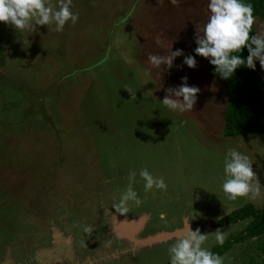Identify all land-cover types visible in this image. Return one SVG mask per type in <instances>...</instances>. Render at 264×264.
<instances>
[{"label": "rangeland", "instance_id": "obj_1", "mask_svg": "<svg viewBox=\"0 0 264 264\" xmlns=\"http://www.w3.org/2000/svg\"><path fill=\"white\" fill-rule=\"evenodd\" d=\"M72 11L79 19L61 32L47 25L17 33L0 23V264H167L185 219L209 234L210 249L217 229L224 241L237 234L248 219L215 222L247 203L263 208L264 199L227 200L222 160L229 148L249 155L264 186V132L222 135L225 88L205 58L190 69L177 57L161 73L148 62L170 49L188 54L207 0H73ZM183 76L200 89L197 102L173 112L160 101ZM145 168L167 188L145 192ZM130 171L142 203L121 214ZM131 217L144 218L140 232ZM116 220L131 239L115 232ZM263 241L234 243L221 256L225 264H264Z\"/></svg>", "mask_w": 264, "mask_h": 264}, {"label": "clouds", "instance_id": "obj_2", "mask_svg": "<svg viewBox=\"0 0 264 264\" xmlns=\"http://www.w3.org/2000/svg\"><path fill=\"white\" fill-rule=\"evenodd\" d=\"M169 2L177 5L180 0ZM72 7L73 0H59L58 6L53 5L50 0H0V23L10 25L17 33L25 29L36 32L39 26L47 25H54V30L61 32L67 23L75 24L79 19L78 13L73 12ZM255 21L252 5L246 0H207V20L195 34V55H185L182 49H170L168 55L150 54L148 62L161 73L171 69L174 60L181 56L182 64L193 69L197 64L196 57L199 56L207 59L208 63L214 66L215 74L224 80L230 79L241 66L255 71L258 62L260 68L264 69V32L252 34ZM244 49L248 53L246 57L240 55ZM187 80L188 77L183 76L179 85L164 89L165 96L160 101L163 106L178 113L192 111L200 89L190 86ZM128 92L132 98L135 97L136 92ZM252 165L249 155L236 148L227 150L222 160L220 184V190L227 200L236 201L241 197L251 200L264 199V186L257 179ZM139 176L144 181L145 192L154 188H167L163 177L153 176L146 168L139 172ZM135 177L136 172L130 171L129 184L121 193L117 206L121 214L128 212L129 202L136 206L142 203L132 187ZM165 218L166 214L161 213L160 219ZM190 221L185 219V228L168 246L167 264H225L223 256L204 247L209 234H202L198 228L192 230ZM214 233L217 245H223L225 233L219 229Z\"/></svg>", "mask_w": 264, "mask_h": 264}, {"label": "trees", "instance_id": "obj_3", "mask_svg": "<svg viewBox=\"0 0 264 264\" xmlns=\"http://www.w3.org/2000/svg\"><path fill=\"white\" fill-rule=\"evenodd\" d=\"M246 2L252 5L254 16L264 20V0H246ZM252 32L255 33V23ZM195 47L196 44L187 55H195L193 52ZM240 55L246 57L247 50L244 49ZM205 60L209 72L220 79L225 88L222 135L234 137L248 132H264V69L259 67L258 62L255 71L241 66L230 79L224 80L215 74L214 66L210 65L207 59ZM244 219H248V223L242 230L229 237L223 245L212 247L211 251L222 255L234 243L264 236V207L259 209L251 203L222 216L215 222L214 227H223ZM260 250L264 253V241L260 244Z\"/></svg>", "mask_w": 264, "mask_h": 264}, {"label": "water", "instance_id": "obj_4", "mask_svg": "<svg viewBox=\"0 0 264 264\" xmlns=\"http://www.w3.org/2000/svg\"><path fill=\"white\" fill-rule=\"evenodd\" d=\"M120 219L123 220L124 217H122ZM127 219L134 220L135 222H137V220H138V218H135V217H131V218H127ZM142 219H144V218H141L140 220H142ZM121 220H116L115 221V225H114L115 232L118 233L120 236H122V235L126 236L127 239L129 240V239H131V236L133 235L132 234L133 232H131V233H125V230L122 231L121 228H122L123 222L121 223ZM118 225H121V228L118 227ZM140 227H141V223H138L137 222V224L134 227H132V228H133L134 232H136V230L140 229ZM175 232L176 231L171 232V233L170 232H160V233H157V235H161L163 233H166V234L168 233V234H170V236H168V237L171 238L172 236L176 235ZM169 238L166 237V239H169ZM166 239H164V238H157V237L156 238H153V239L147 238V239H144L145 241L142 240L141 242L142 243H155V242L163 241V240H166Z\"/></svg>", "mask_w": 264, "mask_h": 264}, {"label": "bare ground", "instance_id": "obj_5", "mask_svg": "<svg viewBox=\"0 0 264 264\" xmlns=\"http://www.w3.org/2000/svg\"><path fill=\"white\" fill-rule=\"evenodd\" d=\"M134 223H135V222H134ZM122 226L125 227L124 225H122ZM121 230L123 231V230H125V229L122 228ZM125 232H126V230H125ZM177 234H178V232L176 233V235H177ZM168 236H170V234L167 233V234L156 235V236H154L153 238H156V237H157V238H164V239H166V237L168 238ZM153 238H150V239H153Z\"/></svg>", "mask_w": 264, "mask_h": 264}, {"label": "crops", "instance_id": "obj_6", "mask_svg": "<svg viewBox=\"0 0 264 264\" xmlns=\"http://www.w3.org/2000/svg\"><path fill=\"white\" fill-rule=\"evenodd\" d=\"M144 223H145V221H144V219H143V222L141 223V227H142V228H143V226H144ZM190 224H191V225H194L193 223H190ZM191 225H190V226H191ZM141 227H140V229H141ZM140 229L136 230V232H140V231H139Z\"/></svg>", "mask_w": 264, "mask_h": 264}]
</instances>
